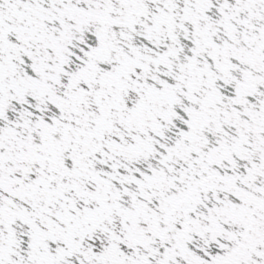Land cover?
Instances as JSON below:
<instances>
[{
    "label": "snow or ice",
    "instance_id": "6c2138e0",
    "mask_svg": "<svg viewBox=\"0 0 264 264\" xmlns=\"http://www.w3.org/2000/svg\"><path fill=\"white\" fill-rule=\"evenodd\" d=\"M0 264H264V0H0Z\"/></svg>",
    "mask_w": 264,
    "mask_h": 264
}]
</instances>
